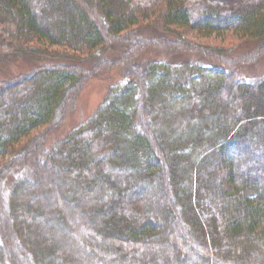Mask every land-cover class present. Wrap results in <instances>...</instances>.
<instances>
[{"label": "trees", "instance_id": "trees-1", "mask_svg": "<svg viewBox=\"0 0 264 264\" xmlns=\"http://www.w3.org/2000/svg\"><path fill=\"white\" fill-rule=\"evenodd\" d=\"M185 32L253 51L229 59ZM148 49L204 64H139ZM263 57L264 0H0V61L44 60L0 81V186L18 171L0 187V264H264V77L237 76ZM112 70L122 81L46 151ZM71 224L100 262L61 248Z\"/></svg>", "mask_w": 264, "mask_h": 264}, {"label": "rangeland", "instance_id": "rangeland-1", "mask_svg": "<svg viewBox=\"0 0 264 264\" xmlns=\"http://www.w3.org/2000/svg\"><path fill=\"white\" fill-rule=\"evenodd\" d=\"M184 36L190 41L201 44L209 47H220L223 50V56L228 57L229 59L240 58L245 55H249L253 51V46L250 43H242L238 41V39L234 38L231 34L226 33L221 36H209L203 37L199 36L193 32H185ZM48 60V59H46ZM174 61V62H191V63H202L200 58L192 57V56H175V57H166L161 52L148 49L141 57L137 60L140 64H146L150 61ZM49 61V60H48ZM44 64L43 59L33 60V59H16L13 61H0V81L11 80L19 75L27 74L31 70L41 66ZM204 64V63H202ZM239 72L237 76L241 80L245 81H253L256 79H260L264 77V57L248 64V66L239 68ZM122 81V75L117 70H112L93 78L87 80L82 90L80 91L78 98L75 102L73 111H71L67 117L65 118L62 126L59 129H56L52 132L49 137L47 144L45 146V150L48 151L52 149L60 140H62L69 132L73 131L75 128H78L80 125H83L94 113L96 108L101 104L104 95L109 87L113 85H117ZM176 123L179 124L180 118L176 119ZM175 123V124H176ZM20 174V173H19ZM18 175V171L14 172L12 176L5 180L3 179L1 183L2 186H5L4 189L9 188L11 184V180L13 177ZM9 178V179H8ZM40 188L44 194H49L53 192V189H49L48 187H43V184H40ZM21 213L24 214V210L21 209ZM31 219H34L37 215L43 216V212H38V214H33L32 212L28 213ZM89 216V215H87ZM101 217V216H99ZM69 230L64 233V243L61 244V248L63 250H69V241H73L77 246L74 249L77 254L82 253L85 255H90L91 259L96 262H100L99 258L94 254H91L86 248V242H90L92 244V240L90 239V235H88L81 224H77L74 226L71 224ZM30 236L36 239L33 231L30 233ZM44 239L49 240L50 242H55L56 240L63 239L54 229L47 228L44 235ZM60 237V238H59ZM82 237V238H81ZM58 238V239H57ZM155 247H152L154 249ZM73 254L72 250L70 251ZM114 257V256H113ZM116 259V257H114ZM71 264H85V261H77L75 256L71 259ZM100 264H104L100 262Z\"/></svg>", "mask_w": 264, "mask_h": 264}]
</instances>
